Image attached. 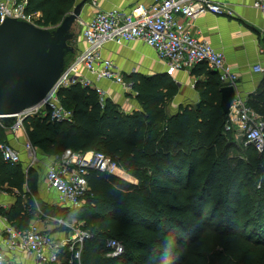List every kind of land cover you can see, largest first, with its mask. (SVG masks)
I'll return each instance as SVG.
<instances>
[{
    "label": "trees",
    "instance_id": "obj_1",
    "mask_svg": "<svg viewBox=\"0 0 264 264\" xmlns=\"http://www.w3.org/2000/svg\"><path fill=\"white\" fill-rule=\"evenodd\" d=\"M78 1L28 0L26 10L40 14L39 26L51 28ZM200 65L209 80L196 85L199 105L173 115L167 111L177 93L171 78L124 77L142 106L130 114L111 99L101 101L95 89L76 84L60 90L72 120L26 118L30 143L52 157L66 150L103 152L136 182L91 169L80 207L49 208L38 198L33 170L3 161L0 152V190L17 192L15 204L0 214L18 230L28 229L36 215H49L89 232L80 259L69 263L72 252L65 247L60 264L264 263V149L244 140L239 145L235 132L226 130L219 75ZM262 88L249 105L264 117V83ZM8 142V128L0 123V146ZM222 232L234 237L215 256L216 247L205 242L225 244ZM110 239L123 245L121 255L108 256Z\"/></svg>",
    "mask_w": 264,
    "mask_h": 264
},
{
    "label": "built area",
    "instance_id": "obj_2",
    "mask_svg": "<svg viewBox=\"0 0 264 264\" xmlns=\"http://www.w3.org/2000/svg\"><path fill=\"white\" fill-rule=\"evenodd\" d=\"M27 2L28 0H0V23L6 17H12L38 25L40 14L28 13ZM93 4H96L95 1ZM254 7L264 13V0H254ZM203 13L232 15L230 10L210 0H152L149 6L141 5L130 13L118 9L97 10L88 21L81 22L87 48L63 72L38 105L17 115L13 129H19L26 118L33 116H49L52 121H71L72 112L62 106L58 94L60 90L76 84L95 89L101 101H104V91L95 87V81L84 76L82 70L87 71L96 81H112L126 90H131L132 84L116 70L110 59L101 55V48L109 42L122 44L143 41L166 63L168 75L182 69L190 70L204 63L218 73L222 87L232 86L237 89L238 75L227 64L224 53L187 29L188 23L185 21H193ZM180 17L184 21H180ZM260 53L264 55V46L260 48ZM252 70L264 74V65L258 63ZM226 130L238 133L245 144H253L258 151H263L264 118L238 95L230 107ZM24 149L35 157L36 148L29 140ZM0 152L3 161L7 163L21 162L20 151L10 143L2 144ZM91 169L123 179L119 171L126 173L103 152L91 151L82 154L66 150L49 164L46 173L47 185L72 208H78L89 189L86 175ZM1 193L3 192L0 190ZM90 236L89 232L73 226L70 238L56 240L35 225H30L26 230L7 225L0 229V264H16L7 259V252L34 256L38 264H60L65 247H69L72 252L68 262L73 263L80 259L82 245ZM107 247L109 257H116L124 252L123 245L115 239H110Z\"/></svg>",
    "mask_w": 264,
    "mask_h": 264
},
{
    "label": "crops",
    "instance_id": "obj_3",
    "mask_svg": "<svg viewBox=\"0 0 264 264\" xmlns=\"http://www.w3.org/2000/svg\"><path fill=\"white\" fill-rule=\"evenodd\" d=\"M94 1L95 5L93 4ZM210 1L230 10L232 15L203 13L193 21H185L188 23L187 29L202 41L208 42L216 50L224 53L227 64L238 75L236 89L238 96L249 105V102L256 99L262 91L264 83V74L255 73L252 70V67L258 63L264 65V55L260 53V48L264 46V13L254 7V0ZM151 2L152 0H89L83 13L84 22L85 20L88 21L97 10L111 11L118 9L130 13L141 5L149 6ZM179 20L184 21L181 17ZM77 47V55L87 48V43L83 37L80 38ZM101 55L105 59H110L123 77L171 78L177 88V93L167 106L170 115L177 113L182 107L199 105L201 98L196 85L206 83L209 80V74L201 72L204 65L200 64L193 69H182L168 75L166 63L158 57L157 52L152 47L143 41L122 44L109 42L101 48ZM82 73L84 76L93 79L95 87H99L104 91V98L111 99L118 104L124 113L130 114L135 111H142V106L137 101L133 89L126 90L121 85L108 80L96 81L85 70H82ZM20 129L11 127L12 131L8 132V143L20 151V164L22 163L21 165L26 173L33 170L36 164L42 165L43 175L37 177L38 198L49 208L74 209L63 201L54 189L49 188L47 185V168L56 156L45 155L37 149L35 157L28 153L24 149L28 137L25 129L23 131H20ZM27 165L28 167L25 168ZM16 193L15 190H11L0 194V210H9L15 204ZM72 224L76 225V222H68L49 215H36L30 223V225L37 226L41 231L51 234L56 240H65L70 236L69 234L72 231L68 232V229H73ZM7 225H10L7 218L0 214V229L5 228ZM6 257L16 264H38L34 256H26L23 253L7 252Z\"/></svg>",
    "mask_w": 264,
    "mask_h": 264
},
{
    "label": "water",
    "instance_id": "obj_4",
    "mask_svg": "<svg viewBox=\"0 0 264 264\" xmlns=\"http://www.w3.org/2000/svg\"><path fill=\"white\" fill-rule=\"evenodd\" d=\"M88 1H78L51 28L12 17L0 23V123L8 132L17 115L38 105L75 61ZM237 95L232 86L221 88L220 105L225 114Z\"/></svg>",
    "mask_w": 264,
    "mask_h": 264
},
{
    "label": "rangeland",
    "instance_id": "obj_5",
    "mask_svg": "<svg viewBox=\"0 0 264 264\" xmlns=\"http://www.w3.org/2000/svg\"><path fill=\"white\" fill-rule=\"evenodd\" d=\"M73 10V8L72 9H70V11H72ZM21 129H20V131H23L25 128H24V125H22L21 127H20ZM234 140L239 144V145H243L242 143H243V139H242V137L240 136V135H238V133H236L235 132V138H234ZM232 153H236V151L234 150V151H232ZM22 164V163H21ZM26 164V163H25ZM31 166H32V164H30ZM33 165H35V164H33ZM28 167V165L25 167V168H27ZM33 170H34V173H35V175H37V177H39V176H41V175H43V167H42V165L41 164H36L35 166H34V168H33ZM119 173L124 177V179L125 180H127V181H130V182H132V183H135L136 182V180L133 178V177H131L130 175H128L127 173H123L122 171L120 172L119 171ZM73 225V224H72ZM75 228H77L75 225H73ZM69 230V231H68ZM67 231L68 232H73V229L71 228V229H68ZM72 232H71V234H69L70 236H68L67 238H65V239H68V238H70L71 237V235H72ZM214 234L212 235V240H214L215 238H214ZM221 236H223V237H225V239L227 240L226 241V243L225 244H218L217 242H215V243H213L214 241H211L209 238H207L206 239V242H205V247H216L215 248V250H214V252H213V254H215V256H219V254H220V252H224V249H223V247H231V243H230V240L232 239V237H234V236H232V235H229V236H227L226 234H225V232H222L221 233ZM240 239H244V238H242V237H239ZM212 254V253H211ZM253 260V259H252ZM239 261L240 262H242L243 261V257L242 258H240L239 259ZM237 262H238V260H237ZM252 264H264V263H262L261 261H259V260H253L252 261Z\"/></svg>",
    "mask_w": 264,
    "mask_h": 264
}]
</instances>
